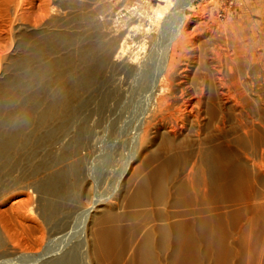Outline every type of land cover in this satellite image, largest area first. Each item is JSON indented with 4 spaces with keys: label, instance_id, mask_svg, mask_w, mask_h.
Segmentation results:
<instances>
[{
    "label": "bare ground",
    "instance_id": "1",
    "mask_svg": "<svg viewBox=\"0 0 264 264\" xmlns=\"http://www.w3.org/2000/svg\"><path fill=\"white\" fill-rule=\"evenodd\" d=\"M160 1L0 0L1 264L65 239L81 212L89 215L85 243L48 248L40 264H203L195 234L204 225L215 245L216 215L195 211L182 235L183 214L153 216L148 203H203L239 187L247 203L235 245L249 250L250 264H264L254 252L264 250L262 98L232 76L247 51L244 7ZM165 2L176 19L161 44L152 39ZM155 56L156 74L139 81ZM144 90L151 107L123 133L122 105ZM115 105L117 137L107 143L117 146V165H126L127 142L137 154L117 194L99 199L86 157ZM166 239L172 255L159 245Z\"/></svg>",
    "mask_w": 264,
    "mask_h": 264
},
{
    "label": "rangeland",
    "instance_id": "2",
    "mask_svg": "<svg viewBox=\"0 0 264 264\" xmlns=\"http://www.w3.org/2000/svg\"><path fill=\"white\" fill-rule=\"evenodd\" d=\"M180 4H187L186 9L190 10L192 7L200 8L208 0H178ZM190 1V3H188ZM221 3H229L232 7H238L242 5L246 20L244 22V28L242 29V42L246 44L247 51L241 59L238 71L232 76H237L240 82H245L250 87L258 88L261 101V113L264 119V0H221ZM160 3V0H157ZM163 17L161 19V33L154 35L152 42L158 40L163 44L170 36V29L175 23L176 16L169 17L171 11H173L174 3H163ZM191 7V8H190ZM240 8V7H239ZM157 56L148 59L141 68V73L138 75L139 81L146 79H152L157 72ZM146 93L148 90H144L141 95L134 96L128 99L121 108L122 120L120 122V130L123 133H131L133 130H137L146 112L151 107L149 98ZM97 116V115H96ZM113 121L117 122V105L114 106L112 112H108L104 115L102 123L97 127V134L95 141L98 144L93 151L86 157V166L92 173V182L94 184L95 195L99 199L109 198L112 195L117 194V190L120 188V182H122L125 172L129 165L133 162L132 157L136 156L137 150L132 141L127 142L123 147V157L126 160V165H117V146L107 143L112 137H117V127L115 130L112 128ZM117 125V123H116ZM116 154V158L114 157ZM264 155V154H263ZM115 159V160H114ZM112 169L114 171H112ZM169 187V186H168ZM247 203V195L243 187L236 189H230L226 192L215 193L207 201L203 203H195L185 198L176 199L166 204L156 203L154 206L151 202L148 210L152 211L153 216H165V214L181 213L179 220L182 225L179 232L183 235L187 234L189 229L190 219L195 215V211H199V214L212 213L216 215L214 217L213 226L216 230V242L211 246L204 240L205 226L198 225L197 233L195 234L198 242H201V250L205 257L203 264H250L249 250L245 247L242 249L239 245H235L234 233L246 217L245 205ZM194 213V214H193ZM213 215V216H214ZM152 217V216H151ZM88 212L79 213L74 221L73 229L71 233L65 239H56L50 242L46 247L32 249V254H24L19 257H14V261L19 264H40L41 260H37L44 250L48 248L58 249V252H63L73 242L81 241L85 243L88 228ZM184 223V224H183ZM224 237V242L220 241V238ZM184 237H182L183 239ZM193 239L194 236H191ZM190 237L187 238L188 242L191 241ZM184 238V243L187 240ZM203 239V240H202ZM161 241V240H160ZM164 244V245H163ZM170 240L166 239L159 245L165 246L166 254L172 255L174 247L168 245ZM157 252L161 255L163 251H160L156 247ZM256 256L261 255L264 262V250H260L258 247L255 251ZM105 263L113 264L111 260L105 261ZM1 264V262H0ZM164 264H180L175 260L164 261Z\"/></svg>",
    "mask_w": 264,
    "mask_h": 264
}]
</instances>
